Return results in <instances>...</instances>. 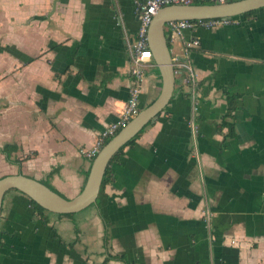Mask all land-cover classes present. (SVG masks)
Listing matches in <instances>:
<instances>
[{"label": "crops", "instance_id": "obj_1", "mask_svg": "<svg viewBox=\"0 0 264 264\" xmlns=\"http://www.w3.org/2000/svg\"><path fill=\"white\" fill-rule=\"evenodd\" d=\"M138 26L131 0H0V149L18 147L11 163L0 154V179L23 175L67 200L81 192L92 163L82 151L125 108ZM166 34L172 59L199 40L197 136L175 75L170 103L109 166L96 204L43 226L26 196L5 194L0 264H264V9ZM143 72L140 112L161 87L154 62Z\"/></svg>", "mask_w": 264, "mask_h": 264}, {"label": "water", "instance_id": "obj_2", "mask_svg": "<svg viewBox=\"0 0 264 264\" xmlns=\"http://www.w3.org/2000/svg\"><path fill=\"white\" fill-rule=\"evenodd\" d=\"M264 9V0H237L210 5L168 6L160 9L152 18L147 33V46L161 79L157 99L142 110L113 138L92 160L81 192L67 200L44 184L23 175H10L0 179V213L5 194L15 190L54 215L79 213L96 204L102 180L113 156L168 106L175 87V73L167 44L165 26L170 22L209 19H234L246 13Z\"/></svg>", "mask_w": 264, "mask_h": 264}, {"label": "built area", "instance_id": "obj_3", "mask_svg": "<svg viewBox=\"0 0 264 264\" xmlns=\"http://www.w3.org/2000/svg\"><path fill=\"white\" fill-rule=\"evenodd\" d=\"M133 1L139 17V26L136 34V40L131 46L132 65L129 70L131 78V87L129 89L128 99L120 119L111 124L96 139L93 147L88 151H82L84 156L91 161L95 158L106 140L113 138L122 128H124L133 118L140 113L139 99L141 86L144 80L143 70L153 63L151 52L147 46V33L152 18L157 12L168 6L192 5L196 0H131ZM217 3H225L226 0H211ZM233 23V19H209L196 21H177L168 23L165 28L173 38L182 39L185 31L193 32L197 29H215L228 26ZM199 40L190 38L182 40L181 55L172 59L174 73L181 78V83L189 92L191 99V114L188 125L192 136H197L198 126L196 124L197 113V76L189 61L191 50L198 48ZM210 216L206 215V221ZM232 244H234L232 242Z\"/></svg>", "mask_w": 264, "mask_h": 264}, {"label": "trees", "instance_id": "obj_4", "mask_svg": "<svg viewBox=\"0 0 264 264\" xmlns=\"http://www.w3.org/2000/svg\"><path fill=\"white\" fill-rule=\"evenodd\" d=\"M233 1H237V0H226L225 2H233ZM194 5H210V4H217V2H214V1H211V0H196L193 2ZM256 11H253V12H249V13H246L242 16H239V17H244V18H250L251 16H253L255 14ZM239 17H236V18H239ZM235 19V18H234ZM165 34H166V28H165ZM166 38H167V44L169 46V35L166 34ZM236 106H237V99L234 98V97H231V98H228V107H227V112L225 114V120L223 122V126L225 127H228L230 130H231V125L228 124L226 121L228 119L231 118V115L233 113V111L236 109ZM152 122V121H151ZM151 122L147 125L149 126L151 124ZM146 126V127H147ZM145 127V128H146ZM143 132V130L138 133L135 138H133L131 141H129L123 148H121L112 158L111 162L109 163L107 169H106V172L104 174V177H103V180H102V184H101V188H100V192H99V195H98V198H97V201L101 200L103 198V188L105 186V184L107 183L108 181V176H109V166L118 161L120 159V157L123 155V150L125 147H129V146H132L136 139L141 135V133ZM109 140H106L104 142V145L108 142ZM18 151V147L15 146V145H5L3 146L1 149H0V154L4 155L5 158H6V161L8 163H11V156L13 153H16ZM14 164L16 165H19L20 162L19 161H15ZM88 175V174H87ZM86 175V177H87ZM47 186V185H45ZM49 188V187H48ZM51 189V188H49ZM53 192H55L53 189H51ZM56 193V192H55ZM29 206L33 212V214L39 219V221L41 222V224L43 226H46L48 224V215L50 213L46 212L43 208H41L40 206H38L36 203H34L33 201L29 200ZM72 214H69V215H59V216H71ZM122 257H117V256H108L105 261H104V264H106L110 259H121Z\"/></svg>", "mask_w": 264, "mask_h": 264}]
</instances>
